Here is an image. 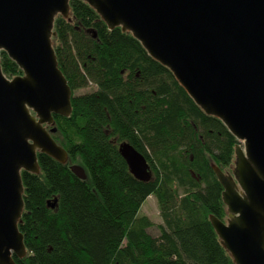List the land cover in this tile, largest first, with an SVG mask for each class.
<instances>
[{
	"label": "trees",
	"instance_id": "16d2710c",
	"mask_svg": "<svg viewBox=\"0 0 264 264\" xmlns=\"http://www.w3.org/2000/svg\"><path fill=\"white\" fill-rule=\"evenodd\" d=\"M70 6L69 18H56L53 42L72 90V114L54 115L47 127L57 130L52 138L69 161L39 153L40 173H22L19 229L28 253L15 261L235 264L210 216L228 219L213 165L231 173L239 141L131 33L109 29L83 0ZM1 66L9 79L23 75L5 52ZM122 142L146 158L151 181L131 174L119 152ZM75 163L87 180L72 173ZM151 196L162 218L158 236L150 233L156 224L140 216Z\"/></svg>",
	"mask_w": 264,
	"mask_h": 264
},
{
	"label": "water",
	"instance_id": "95a60500",
	"mask_svg": "<svg viewBox=\"0 0 264 264\" xmlns=\"http://www.w3.org/2000/svg\"><path fill=\"white\" fill-rule=\"evenodd\" d=\"M70 1L0 0V264L28 253L19 229L22 173H40L39 153L62 164L69 159L52 138L57 130L47 127L54 115L72 114L53 42L56 18H69ZM83 1L109 29L140 41L239 141L231 173L213 165L228 219L210 220L235 264H264V0ZM2 52L23 75L6 77ZM119 152L137 180L151 181L148 161L130 143H120ZM70 170L88 179L83 166Z\"/></svg>",
	"mask_w": 264,
	"mask_h": 264
},
{
	"label": "rangeland",
	"instance_id": "374dc122",
	"mask_svg": "<svg viewBox=\"0 0 264 264\" xmlns=\"http://www.w3.org/2000/svg\"><path fill=\"white\" fill-rule=\"evenodd\" d=\"M88 91V90H86ZM83 91V92H86ZM82 93V92H81ZM69 161V159H68ZM72 165H81L80 163H75ZM142 215H146L148 216L155 224L156 227H154L153 229L150 230V233L153 236H158L159 235V231L157 229V225L162 223V218L160 215V210H159V205H158V201L155 197H149L147 199V201L144 203V205L142 206L141 210H140V216Z\"/></svg>",
	"mask_w": 264,
	"mask_h": 264
}]
</instances>
